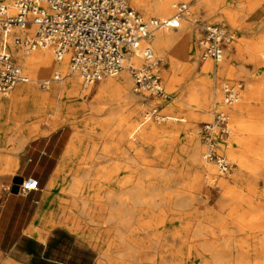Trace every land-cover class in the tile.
I'll use <instances>...</instances> for the list:
<instances>
[{
  "label": "rangeland",
  "instance_id": "1",
  "mask_svg": "<svg viewBox=\"0 0 264 264\" xmlns=\"http://www.w3.org/2000/svg\"><path fill=\"white\" fill-rule=\"evenodd\" d=\"M180 2L183 1L180 0L177 4ZM129 3L145 19H167L156 15L146 17L132 0H129ZM187 4L190 9L181 23L182 21L187 23L190 38L186 31H180V27L176 28L174 32L181 34L182 41L168 50L166 58L155 55L160 61V74L169 97L150 96L147 92L136 93L138 97L148 98L144 111L138 114L123 112L126 121L138 120L142 124L155 126V129L148 132L147 137L141 138L139 129L126 131V125L120 126L117 120L108 127L106 126L110 116L108 112H102L96 122H88L87 127L81 128L80 134L83 139L78 153L81 151L80 154L84 155L94 152L92 158L94 164L114 167V171L118 173L115 179L122 180L126 175L130 187L139 183L146 191L157 189L161 193L135 207V212L131 216V226L125 229V241L131 244L134 252L133 255L124 257L118 251L121 242L117 235L118 216L115 209L109 205L102 209L95 203L97 198L104 197L105 191L98 192L87 187L81 196L71 195L68 212L72 221L85 227L88 240L99 243L98 249L102 258L100 264H218L215 262V254L220 249L224 250L225 256L231 260L220 264H264V144L261 142L260 148L253 149L260 142L261 137L258 133L239 132L232 125L231 115L228 113L229 135L224 137L218 134L217 138L219 152L230 160L233 167L227 175L221 176L213 163L215 172L212 174L215 181L219 178H230V174L238 168L236 159L230 153L237 154L239 150L250 153L251 169L244 172L241 180H230L234 184H239V187L250 195L252 202L246 201L239 207L227 210L223 219L215 220L214 212L218 209L223 194L221 189L214 184L208 186L207 192L200 193L197 188L183 187L194 174L190 158L193 136L197 137L200 145L204 147L202 152H205L204 124L210 122L217 112L229 107L224 104L226 83L242 84L240 97L232 107L241 103L244 113L258 115L264 123V86L260 91L249 88L245 72L221 80L222 102L216 101L209 112L198 111L187 99L189 93L194 95L200 93L202 102L205 101L204 92L207 86L201 70L206 62L216 63L217 60L203 61L198 41L204 35L206 27L214 24L225 26L235 35V41L227 47L232 49L236 56L232 61L233 65L242 63L251 69L255 82L264 84V49L251 59L245 52L244 45L264 46V0H217L214 9L208 7L202 0H190ZM194 62H197L196 66H190ZM23 72L29 77L24 69ZM53 74L54 72L49 76ZM116 76L118 74L86 87L89 91L86 104L95 100L102 81ZM213 78L216 79V82L215 80L212 82L214 86L217 84V76L213 75ZM19 84L26 85L28 93L20 97L17 106H13L16 87ZM19 84L9 96H0L2 104L0 121L3 106H7L9 108L7 121L10 126L30 127V130L37 127L40 133L42 127L64 125L65 117L54 116L60 99L61 82H51L44 87L33 82ZM46 93L52 95L50 103L46 104V106L49 104L47 108L38 110L36 116L28 117L25 121L14 117L18 110L29 105L30 100L35 99L38 105H44L49 99ZM152 111L154 113L145 118V115ZM75 116L79 119L86 117L80 113ZM71 129L73 132L72 127ZM15 132L17 131L12 129L6 143L0 144V163L11 159L14 153L18 152L15 150L17 136ZM30 136L35 135L30 133L29 136L22 135L18 139ZM248 140L256 144L246 149L244 143ZM103 148L108 150L103 153ZM119 166L122 168L120 171L117 169ZM177 167L181 170V175L170 176L168 182L166 171ZM17 169L18 166L12 173L0 175V190L4 188L3 183L9 182L11 176L16 174ZM68 176L64 184L66 192L71 184V174ZM169 185L170 189L166 190ZM167 192L171 195L170 202H165L166 197L163 193ZM81 197L87 199L85 206ZM180 198L184 200L182 205L177 202ZM110 215L114 218L113 222L106 221ZM212 232H216L215 235ZM106 253L109 254V258H104Z\"/></svg>",
  "mask_w": 264,
  "mask_h": 264
},
{
  "label": "bare ground",
  "instance_id": "2",
  "mask_svg": "<svg viewBox=\"0 0 264 264\" xmlns=\"http://www.w3.org/2000/svg\"><path fill=\"white\" fill-rule=\"evenodd\" d=\"M178 1L180 0H132L134 5L140 9L146 17L156 15L157 17L167 19L175 15V9ZM181 1H183V3H187L190 0ZM202 1L206 3L211 9L216 7L217 0ZM185 15H187V13ZM185 15L181 18V20L184 19ZM179 27L180 31H186L190 38V32L188 30L187 23L182 21V23L179 24ZM174 30V28H163L156 31L153 38L148 43L153 49L155 55L166 58L168 56V50L182 41L181 34L175 33ZM244 45L245 52L251 59H254L255 56L260 54L262 49H264V46L254 47L249 44ZM0 48L8 49L11 52L12 56L17 60L18 64L22 68V71L24 69L28 73L29 77H27L30 79L29 82L39 83L44 81L45 85H48L49 83L47 82L52 77L49 75L52 72L60 71L62 73L63 79L61 81L62 86L60 90V99L56 105L54 116L57 118L62 116L65 117L64 124L70 125L73 128L74 133L59 162L58 174H61L62 172H69L71 174V184L68 192L74 197L81 196L82 193L87 190V187L98 190V192L100 190L105 191L104 197L101 199L97 198V200H99H96L95 203L98 204L102 209L106 205H109L115 209L118 216V219H116L117 224H115L118 233V239L121 242V248L118 251L122 257L126 255H133L134 250L131 248V244L125 241V229H128L131 226V216L135 212L134 209L138 204L146 203L148 201L147 199H153V197H157L161 193H159V190L157 191V189L146 191L139 183L130 187L127 184L129 179H127L126 175L122 177V180L115 179L116 174L118 175V173L117 171H114V167H109L103 164L100 165L99 163L94 164V159H92L94 152L81 155V151L78 153V150L83 139L80 134L81 128L84 126L87 127L88 122H96V120H98L101 116L102 112L110 113L108 120L109 122L106 126L111 127L113 122L117 120L119 121L120 126L126 125V131L139 129V136L141 138L147 137L148 132H152V130L155 129V126L150 124H142L138 120L126 121L124 119L123 112L130 111L136 114L142 113L146 108L145 106L148 98L137 96L133 89L132 76H130L131 74H129L130 72L128 69H124L119 72L118 76L115 78H108L102 81L95 100L86 104L88 102L87 97L89 91L83 86L81 78L76 73L71 71L67 58L61 61L57 60L54 56L53 50L48 47L38 48L36 50L26 52L23 49L15 46L9 35L4 34H0ZM139 54L140 51L137 52V55L132 57L131 63H134L135 65L143 64V59L140 56L141 54ZM235 57L236 56L232 49L226 48L223 55L217 60L216 63L206 62L204 68L201 70V73L205 76L204 81L207 86L204 92L205 101L202 102L200 93H197V95L189 93L187 95L189 102L194 104L198 111L203 113L209 112L212 110V106L214 103H216V101L220 102L222 100L221 80L224 77L230 75L233 76L235 74L240 75L245 72L248 77L247 79L249 80V88L260 91V89L264 86V84L255 82L250 68L245 67L242 63H235L233 65L232 61ZM196 64L197 62H194L190 66L194 67ZM213 75L217 76V84L214 86L212 82L214 80L216 82V79L213 78ZM27 93L28 87L24 84H19L16 87V98L14 99L15 101H13L12 105L17 106L20 97L27 95ZM88 110L89 112H86ZM226 111L231 115L230 119L236 130L239 132H256L260 135L261 138L258 144H256L254 141H246L244 143L246 149L248 146L253 144H256L253 149L260 148L261 142L264 144V123L261 121L260 116L251 113H244L241 103H238L233 107H227ZM77 113H80L81 116L84 114L86 117L79 119L75 116ZM153 113L154 111L147 113L145 118H148V116ZM30 133L33 135H38L39 130L37 127H34L31 129ZM30 137L22 138L20 141H18V146L15 150L17 151L23 147ZM196 138V136H193V145L190 154L192 161L191 165L194 168V174L192 175L191 180L183 184V187L191 189L197 188L200 193H204L207 192L209 185L216 184L221 189L223 194L221 197V202L218 205V209L214 212V219L221 220L225 217L227 210L239 207L246 201L252 202L250 195L246 194L239 187V184H234L230 180H241L244 172L251 169V154L241 152L242 150H239L237 154L230 153L237 161V170L230 174V178H219L218 181H215L212 176V174L215 172V166L212 162L204 159V152H202L204 147L200 145L198 139ZM107 150L108 148H103L102 152L104 153ZM17 153L18 152H15L14 156L11 159H8L4 166L0 167L1 174L12 173L15 170V168L18 166ZM81 158L83 161H80ZM117 169H119V171L122 170L120 166ZM173 175L180 176L181 170L178 167L167 170L166 176L169 178L168 182ZM204 178L206 179L205 181ZM170 187V185L167 186L166 190H169ZM163 194L166 197L165 202H170L169 199L171 198V195L169 192ZM81 201H83L84 206L87 204L86 197H81ZM177 202H179L178 204L180 205L184 204V200L182 198L177 200ZM106 221L113 222V216L110 215ZM130 230H132V228ZM215 233L216 232H212L213 235H215ZM104 258H109V254L106 253ZM230 261L231 260L225 256L224 250L220 249L216 252V263H228Z\"/></svg>",
  "mask_w": 264,
  "mask_h": 264
},
{
  "label": "built area",
  "instance_id": "3",
  "mask_svg": "<svg viewBox=\"0 0 264 264\" xmlns=\"http://www.w3.org/2000/svg\"><path fill=\"white\" fill-rule=\"evenodd\" d=\"M189 9L187 3L180 2L173 17L160 20L145 19L129 0H0V34L9 35L14 45L26 52L48 47L57 60L67 58L84 87L128 69L136 93L168 98L160 61L148 43L159 29L179 28ZM234 41V34L225 26H207L198 41L201 59H220ZM138 51L141 65L131 63ZM62 79V73L55 71L47 83ZM29 81L11 52L0 48V96H8L17 84ZM39 83L45 86L44 81ZM241 89V83H226L224 104L237 102ZM229 132L225 109L203 127L204 158L214 163L221 176L227 175L233 164L219 152L217 135L227 137ZM36 185L35 180H24L19 192H28Z\"/></svg>",
  "mask_w": 264,
  "mask_h": 264
},
{
  "label": "crops",
  "instance_id": "4",
  "mask_svg": "<svg viewBox=\"0 0 264 264\" xmlns=\"http://www.w3.org/2000/svg\"><path fill=\"white\" fill-rule=\"evenodd\" d=\"M46 96L49 99L44 105L30 100L14 117L25 121L36 116L38 110L49 106L46 104L50 103L52 95L46 93ZM3 108L0 144H5L10 131L15 129L16 149L17 141L22 139L18 138L29 136L31 130L10 126L9 108ZM40 131L18 149L16 174L9 182H4L0 190V264H100L99 243L90 242L85 227L72 221L68 212L72 197L64 184L70 174H58L59 162L74 131L68 124L46 126ZM5 163H0V167ZM5 174L8 173H0ZM16 176L35 180L37 185L28 192L12 193Z\"/></svg>",
  "mask_w": 264,
  "mask_h": 264
},
{
  "label": "water",
  "instance_id": "5",
  "mask_svg": "<svg viewBox=\"0 0 264 264\" xmlns=\"http://www.w3.org/2000/svg\"><path fill=\"white\" fill-rule=\"evenodd\" d=\"M24 179L22 177L16 176L13 179L11 192L12 193H19L20 185L23 183Z\"/></svg>",
  "mask_w": 264,
  "mask_h": 264
}]
</instances>
